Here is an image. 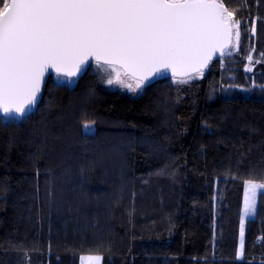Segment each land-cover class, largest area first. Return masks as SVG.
<instances>
[{"label":"trees","instance_id":"trees-1","mask_svg":"<svg viewBox=\"0 0 264 264\" xmlns=\"http://www.w3.org/2000/svg\"><path fill=\"white\" fill-rule=\"evenodd\" d=\"M223 2L241 48L198 82L132 99L92 63L73 88L51 74L22 121L0 116V264H264L260 193L238 255L245 181L264 182V0Z\"/></svg>","mask_w":264,"mask_h":264},{"label":"snow or ice","instance_id":"snow-or-ice-1","mask_svg":"<svg viewBox=\"0 0 264 264\" xmlns=\"http://www.w3.org/2000/svg\"><path fill=\"white\" fill-rule=\"evenodd\" d=\"M235 11L223 0H0V108L25 114L49 68L75 77L90 58L122 70L107 84L132 91L165 70L187 83L214 56L238 46ZM245 183L247 217L256 211L258 190L264 195V182ZM243 234L241 222L240 257ZM82 260L101 264L103 257Z\"/></svg>","mask_w":264,"mask_h":264},{"label":"rangeland","instance_id":"rangeland-1","mask_svg":"<svg viewBox=\"0 0 264 264\" xmlns=\"http://www.w3.org/2000/svg\"><path fill=\"white\" fill-rule=\"evenodd\" d=\"M235 19H237V18L235 17ZM239 32H240V38H239L238 46H235V47L232 46L230 49V52L227 55L235 54L240 50L241 43H242L240 25H239ZM93 66H94V69H95V72L97 75L98 84H99L100 88L103 90L116 91V92H119L120 94L127 96V97H130L132 99L139 97L145 90V85L142 88L137 89L136 91H132L131 89H129V88H127L121 84L109 85V84H107V79L114 78L116 75V72L122 71V70L115 68V67H110L107 65H97L95 61L93 62ZM205 74H206V71L203 72L202 76L194 77L193 79L188 80V82H198L199 80H201L205 76ZM53 78H54V80L58 86H66L68 88H73L78 82V78H76V77H66V76H64L62 74H58V73H54ZM174 79H176L177 81H180L181 78L180 77H174ZM127 83H133L134 84V82L131 80H127ZM2 119L5 122H9V121H19L20 122L24 119V117L5 115V116H2ZM84 130L86 132L91 133V132L95 131V127L93 124H85ZM256 182H259V181H256ZM246 187H247V185H246ZM245 190H246V188H245ZM259 193H260V191L258 190L257 197H256V208H257ZM255 214H256V211H255V213H252L249 216L245 217L244 213H243L242 214L243 224L246 222L247 219L254 217ZM95 255H99V254H86V255H83L82 258L87 257V256H95ZM99 256H101V255H99ZM82 258H81L80 264H85V262L82 260ZM101 264H103V260L101 261Z\"/></svg>","mask_w":264,"mask_h":264},{"label":"water","instance_id":"water-1","mask_svg":"<svg viewBox=\"0 0 264 264\" xmlns=\"http://www.w3.org/2000/svg\"><path fill=\"white\" fill-rule=\"evenodd\" d=\"M232 46L229 47V49H226L224 54L223 55H226L230 52V49H231ZM223 55H220V54H217L216 56L213 57V59L209 62L208 66L204 69V71H206L209 67V65L211 64V62L215 59V58H218V57H221ZM94 58H90L89 60V63L86 65L85 69L78 73L75 77L76 78H79L80 76H82V74H84V72L90 67V65L94 62ZM56 73L55 69L54 68H49L48 71L45 72V75H44V82L42 83L41 85V91L40 93L38 94L37 96V102L35 105L33 106H30V110H26V113L25 114H20V113H16V112H4L2 108H0V116H5V115H8V116H20V117H26L28 116L30 113H32L36 108L37 106L39 105V103L41 102L42 100V97H43V94H44V90H45V87H46V83H47V80L49 78V76L51 74H54ZM63 75V74H62ZM166 77H178L176 75H173V73L171 72V70H165L163 71L162 73H158L156 74L155 76L151 77L150 78V81L148 82H145V85L149 84V83H152L156 80H159V79H162V78H166Z\"/></svg>","mask_w":264,"mask_h":264}]
</instances>
